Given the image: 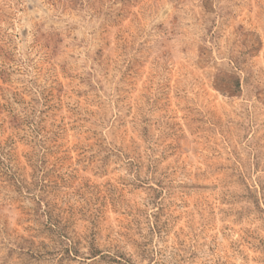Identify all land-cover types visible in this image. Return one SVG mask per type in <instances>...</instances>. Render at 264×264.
<instances>
[{
	"label": "rangeland",
	"instance_id": "obj_1",
	"mask_svg": "<svg viewBox=\"0 0 264 264\" xmlns=\"http://www.w3.org/2000/svg\"><path fill=\"white\" fill-rule=\"evenodd\" d=\"M0 264H264V0H0Z\"/></svg>",
	"mask_w": 264,
	"mask_h": 264
}]
</instances>
